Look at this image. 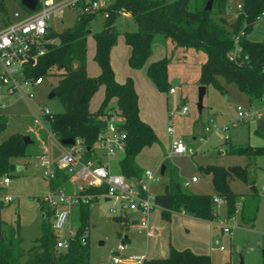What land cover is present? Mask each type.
Instances as JSON below:
<instances>
[{
    "label": "rangeland",
    "instance_id": "obj_1",
    "mask_svg": "<svg viewBox=\"0 0 264 264\" xmlns=\"http://www.w3.org/2000/svg\"><path fill=\"white\" fill-rule=\"evenodd\" d=\"M171 1V0H167ZM241 0H227L225 18L232 21L236 6ZM193 0H190V7ZM4 15L0 12V29L14 22V13H25L20 0H0ZM4 16V17H3ZM75 14L65 10L63 15L53 17L49 25L51 29L60 31L73 24ZM103 19L95 16L90 20V34L86 36V73L95 77L100 70L93 60L95 44L93 34L103 27ZM119 35L116 44L109 55L110 65L117 80L122 81L130 77L137 93V106L141 118L153 129L159 142L146 146L135 156L136 164L144 171L154 173L156 181L150 184L151 194L160 193L167 182L169 171L174 168L178 178L182 181L183 189L188 192L212 194L213 188L210 176L204 173L206 165L246 167L247 179L245 182L234 176L229 180V187L238 195L237 205L241 206L243 200L244 214L253 208L255 219L252 223L243 222L240 214L235 215L238 226L232 229L231 234L221 233L218 223H229L225 207L215 206L217 212L213 220L214 227L209 220L195 218L184 211H174L170 220L165 221L160 217V211L155 208L151 212L150 225H154L156 237L153 239L155 251L148 253V257H155L170 244L176 249L188 248L198 254H208L211 264H227L229 259L242 264H264V155H257L248 159L242 155L230 154L233 147H259L264 145L257 132L264 133V96L261 101L250 98L241 92L236 84L226 83L222 77H217L221 88L212 84L206 87L202 100V110L199 113L196 108L198 76L200 65L204 62L203 53L192 48L182 49L175 47L171 40L165 44H155L147 62L139 69H132L127 64L129 47L124 43L122 33L134 31L137 25L130 15L120 14L115 20ZM246 38L251 41L264 39V15H262L246 32ZM167 58V74L169 82L178 80L179 84L171 85L174 92H160L148 79L146 67L150 60ZM43 81L33 89V97L24 101L18 94L4 95L0 100V115L6 117L7 126L0 133V140L12 132L22 131L32 141L28 145L29 154L13 157L11 159L14 170L9 177L7 186H2L3 176H0V195L10 194L13 199L4 205L2 218L7 224L19 227L22 239L21 246L27 250L36 244L40 236L41 210L40 197L48 191V180L43 174L44 168L38 165L40 156L43 155L51 164H56L69 149L62 146L51 135L47 123L41 126L33 122V113L39 114L41 107H46L50 113L58 114L63 107L56 98H48L57 82L54 73L43 74ZM2 89V87H0ZM104 94L102 85L90 98L88 109L96 111ZM182 106L187 107V113L181 114ZM249 108L260 111V117H251L248 120H238L237 107ZM109 107L116 111L114 100ZM174 129V135L180 137L187 149L193 154L167 155L170 153L172 136L167 132V127ZM208 127V131L205 128ZM227 137L226 139L224 137ZM96 158L99 153L95 150ZM121 153L110 159V170L116 172V162ZM165 165L164 173L160 174V166ZM192 176L197 177L196 182H189ZM78 180L71 176L68 183ZM93 188L103 189L104 186ZM105 191V190H104ZM103 194V193H102ZM104 195L98 200L88 203L87 237L89 246V264H113L111 255L119 243L127 245L122 253L126 259L132 255H144L148 246L147 230L141 229L132 220L138 221L140 213L126 208V202L120 199L110 198L104 200ZM125 218L126 221H122ZM80 224L79 206L73 205L70 209L68 221L62 229V234L69 228L75 231ZM224 247L220 251L216 249L214 242ZM252 250H249V248ZM193 248V249H192Z\"/></svg>",
    "mask_w": 264,
    "mask_h": 264
},
{
    "label": "trees",
    "instance_id": "obj_2",
    "mask_svg": "<svg viewBox=\"0 0 264 264\" xmlns=\"http://www.w3.org/2000/svg\"><path fill=\"white\" fill-rule=\"evenodd\" d=\"M207 1L193 0L190 7V0H114L108 9L109 16L103 19L102 29L92 35L95 44L93 60L100 70L95 77L86 73V36L91 33H88L89 23L95 16L78 10L72 25L60 31L50 28L47 36L54 38L56 42L47 47L29 71L34 76L50 73L57 76L52 98L58 99L63 111L46 117L51 135L58 142L65 138L77 140L85 149L82 159H92L96 134L112 114L109 103L114 99L116 113L123 121L120 128L126 134V147L116 162L115 173L122 174L125 178L141 177L143 170L136 164L135 156L142 148L158 143L159 140L151 126L139 118L137 93L132 79L126 77L123 82H117L110 65V51L119 35L115 20L122 12L130 15L137 25L136 30L122 33L124 43L130 49L127 57L130 68H141L151 56L154 44H165L167 40H171L175 47L192 48L204 54L198 85L207 87L212 84L221 88L217 77H222L226 83L236 84L245 95L261 101L264 96V39L251 41L246 38V32L264 15V0H241L240 8L235 10L236 17L232 21L225 18L227 0H212L210 10H205ZM24 9L25 13L30 12ZM0 12L4 15L1 6ZM243 25L244 34L238 40L242 46V56L236 62H231L226 55L234 45V36ZM244 55L247 56L246 59L243 58ZM146 75L160 92L166 93L173 89L167 77L166 57L148 62ZM100 85L104 88L103 98L97 110L90 111L89 100ZM6 126V117L0 115V133ZM257 134L264 139V133ZM23 137L22 131H17L0 140V176L10 177L14 170L11 162L13 157L29 154L30 143H24ZM228 152L247 157L249 163L250 158L264 155V145L231 146ZM96 162L99 163V160ZM203 171L210 176L212 194L185 191L177 171L170 169L162 192L154 194V203L160 211V217L169 221L172 212L184 211L192 217L213 221L217 216L213 198L219 197L228 217L240 214L243 222L252 223L255 209L245 215V200L241 206L237 205L238 195L229 187V180L234 176L249 182L246 167L206 165ZM67 182L68 175L57 170L55 177L48 181V186L55 189ZM91 190L102 193L105 187ZM88 203L78 205L80 224L70 240L69 248L60 251L54 247L57 234L51 226L54 213L52 207L40 200V236L36 239V244L25 250L21 246L18 224H7L4 221L1 215L4 204L0 202V264H89L86 233ZM141 264L211 262L208 254L194 253L188 248L176 249L168 244L164 256L145 257ZM227 264L239 263L229 259Z\"/></svg>",
    "mask_w": 264,
    "mask_h": 264
},
{
    "label": "built area",
    "instance_id": "obj_3",
    "mask_svg": "<svg viewBox=\"0 0 264 264\" xmlns=\"http://www.w3.org/2000/svg\"><path fill=\"white\" fill-rule=\"evenodd\" d=\"M114 0H37V6L34 11L26 12L20 15L14 13V22H10L0 29V100L4 95L18 94L24 101L33 97V89L42 83V76H34L30 73L31 65L35 64L37 58L43 55L48 46L54 44L56 40L48 37L49 25L53 17L63 15L67 9L73 14L81 11L84 14L100 16L106 19L109 16L108 9ZM240 5L236 6L239 9ZM122 15H127L122 12ZM234 17H236V12ZM244 34V25L239 33L234 36V45L227 53V59L236 62L242 56V46L239 44V37ZM32 59L29 62L27 59ZM247 58L246 55L243 56ZM170 89V92H173ZM1 107V104H0ZM238 120H248L251 117H260V111H253L249 108L237 107ZM181 114L187 113V107L182 106ZM52 113L44 106L40 108L39 114L33 113V122L43 126L46 123V117H51ZM121 118L116 111L105 120L103 127L97 132L94 143V155L92 159L83 160L85 153L83 146L75 144L64 151V154L56 164H51L43 155L40 156L38 165L44 168L43 174L49 181L55 177L57 170L64 171L68 175V179L74 176L78 181L74 183V190L67 192L63 187L48 188V191L40 197V200L48 204L54 209L51 219L52 229L56 232L55 249L66 251L69 248L70 240L74 236L75 231L69 228L67 232L62 234V229L68 221L70 209L73 205L88 203L94 198L104 195V198H114L124 200L125 206L129 210H136L140 213V218L136 224L141 229L149 230L151 212L157 207L154 203V195L151 194L149 186L156 181L155 175L149 170H144L141 177L125 178L122 174L112 172L110 169V159L117 154H123L126 147V134L120 128L122 124ZM208 131V127L205 128ZM167 132L172 136L170 143V155H192L193 152L187 149L180 137L174 135V129L167 127ZM227 138L226 136L224 137ZM95 150L99 155L96 158ZM99 160V163L96 162ZM196 176L190 178V182H195ZM10 179L4 175L2 186H7ZM103 185L105 191L103 194H94L92 188L94 186ZM264 190V184L261 185ZM90 190V191H87ZM13 196L10 194L0 195V202L4 205L11 202ZM216 206L222 205L219 197L213 198ZM238 206L236 207V212ZM235 215L228 217L229 223L225 221L219 222L222 233L231 234L232 229L238 226ZM84 243V239H82ZM218 249L223 250L224 247L214 242ZM127 245L123 243L117 244L114 254L111 255L113 264H141L145 255H132L126 259L122 258V253L126 250ZM249 250H252L250 247Z\"/></svg>",
    "mask_w": 264,
    "mask_h": 264
},
{
    "label": "water",
    "instance_id": "obj_4",
    "mask_svg": "<svg viewBox=\"0 0 264 264\" xmlns=\"http://www.w3.org/2000/svg\"><path fill=\"white\" fill-rule=\"evenodd\" d=\"M21 2V5L28 9L29 11H34L36 9V6H37V0H20ZM211 4H212V0H208L206 5L204 6V9L205 10H210L211 8ZM90 32V30H88V33ZM29 62H32V59L28 58L27 59ZM179 83L178 80H173L170 82V85H177ZM205 92H206V87L203 86V85H199L198 86V90H197V102H196V108L198 110V112L200 113L203 106H202V100H203V97L205 95ZM54 96V91H51L49 94H48V98H52ZM23 141L24 143H31L32 141L29 139L28 136H25L23 137ZM59 144L62 145V146H72L75 144V140L74 139H71V138H65V139H61L59 141ZM164 170H165V165H161L160 166V174L162 175L164 173ZM105 201L109 200V198H104ZM122 221H126L125 218L122 219ZM136 221L135 220H132L131 221V224H135ZM239 264H242V260L239 259Z\"/></svg>",
    "mask_w": 264,
    "mask_h": 264
},
{
    "label": "crops",
    "instance_id": "obj_5",
    "mask_svg": "<svg viewBox=\"0 0 264 264\" xmlns=\"http://www.w3.org/2000/svg\"><path fill=\"white\" fill-rule=\"evenodd\" d=\"M155 45V44H154ZM153 45V46H154ZM153 46H152V48H153ZM155 60H157V59H155ZM150 61H154V60H150ZM149 61V62H150ZM168 77V80L170 79V77L169 76H167ZM115 78V77H114ZM125 79V78H124ZM124 79L122 80V81H120V80H117L116 78H115V80L117 81V82H119V83H121V82H123L124 81ZM179 84V83H178ZM134 85V84H133ZM135 89V88H134ZM174 92V91H173ZM114 100V99H113ZM115 102V101H114ZM138 115H139V112H138ZM139 118L142 120V121H144V122H146L143 118H141L140 117V115H139ZM147 123V122H146ZM148 124V123H147ZM152 128V127H151ZM193 177V176H192ZM197 181V180H196ZM195 181V182H196ZM189 182H190V180H189ZM192 183V182H191ZM72 183H66L64 186H62L65 190H68L69 191V189H71L70 188V186H72L71 185ZM152 184V183H151ZM48 188H49V186H48ZM149 188H150V186H149ZM262 189V188H261ZM94 194H101V193H95L94 191H92ZM103 193V192H102ZM156 194V193H155ZM154 195V194H153ZM216 206V205H215ZM222 206V205H221ZM221 206H219V207H221ZM136 224V223H135ZM210 224L212 225V227H214L215 226V224H213V221H210ZM238 224V223H237ZM149 225H150V223H149ZM151 227L152 228H149V230L147 231V237H148V246H147V249H146V252H145V257H148V253H154V251H155V246H154V242H153V239H155V237H156V231L157 230H155V228H154V225L153 224H151ZM218 227H219V231L222 233V231H221V227H220V225H219V223H218ZM219 244V243H218ZM167 248V247H166ZM193 249V248H192ZM216 249H218V247L216 246ZM218 250H220V249H218ZM224 250V249H223ZM193 251H196V250H193ZM192 251V252H193ZM220 251H222V250H220ZM165 253H166V249H164V250H161V253L158 255V256H155V257H161V256H164L165 255ZM194 253H196V252H194Z\"/></svg>",
    "mask_w": 264,
    "mask_h": 264
}]
</instances>
